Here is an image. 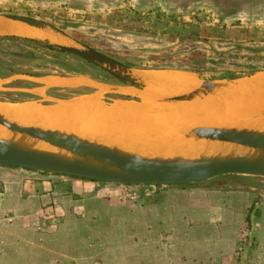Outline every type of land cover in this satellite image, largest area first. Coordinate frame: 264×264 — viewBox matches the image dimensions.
<instances>
[{
  "label": "rangeland",
  "instance_id": "1",
  "mask_svg": "<svg viewBox=\"0 0 264 264\" xmlns=\"http://www.w3.org/2000/svg\"><path fill=\"white\" fill-rule=\"evenodd\" d=\"M220 1L0 0V15L46 23L65 37L64 42L55 37L53 42L93 50L138 75L174 70L220 81L263 72L264 40L239 39L250 29L249 22L234 18L239 14L235 5L242 0ZM18 53L32 57L15 58ZM0 64L45 76L86 79L102 89L139 88L56 49L0 43ZM6 75L0 69V77ZM37 82L20 75L0 78V102L49 104L55 97L92 91L87 86L44 89L37 96ZM102 100L131 98L107 93ZM240 178L168 187L98 182L96 189L78 195L66 190L59 202L37 213L18 217L5 211L0 214V264H264V235L248 219L255 203L264 201V179ZM252 188L248 205L234 197L227 214L213 215L208 222L200 191L235 196L240 189Z\"/></svg>",
  "mask_w": 264,
  "mask_h": 264
},
{
  "label": "bare ground",
  "instance_id": "2",
  "mask_svg": "<svg viewBox=\"0 0 264 264\" xmlns=\"http://www.w3.org/2000/svg\"><path fill=\"white\" fill-rule=\"evenodd\" d=\"M7 22L1 24V34L28 39H51V42L56 38L62 41L54 35L43 33L27 25ZM146 77L160 95L180 92L198 83L196 76L189 72L150 73ZM252 82L251 85L246 86L248 88L244 93L235 95L234 100L231 102L225 100L224 107L206 103H197L199 105L191 107H186L189 105L186 104L185 107L181 106L182 108L158 109H150V106L144 103L142 107L121 103L107 107L97 97H87L74 101H60L54 106H46L37 101L0 103V115L19 126L72 134L143 158L178 157L191 160L200 157L250 156L248 151L238 147L187 139L184 134L202 126L229 128L233 126L264 132V118L243 121L246 116L256 115L264 109V74ZM78 83V80H67L51 84L76 86ZM153 98H155L153 95L148 94L145 96V102ZM221 104L223 105V103L219 105ZM0 141L17 144L30 150L67 155L43 142L12 133L1 125Z\"/></svg>",
  "mask_w": 264,
  "mask_h": 264
},
{
  "label": "water",
  "instance_id": "3",
  "mask_svg": "<svg viewBox=\"0 0 264 264\" xmlns=\"http://www.w3.org/2000/svg\"><path fill=\"white\" fill-rule=\"evenodd\" d=\"M19 24L65 37L52 26L20 16H3ZM54 49L81 58L98 68L138 87L146 84L140 75L93 50L59 45L45 40ZM242 78V77H240ZM238 79V78H236ZM233 80L204 81L190 94L168 98L161 104L190 103L216 91L233 86ZM264 117V114L262 115ZM0 125L8 131L56 148L65 155L26 149L0 141V166L102 182L115 186H181L212 181L227 176L264 179V132L248 128H197L185 134L187 139L226 144L248 151L250 156L200 157L197 159L143 158L93 141L59 131L24 127L0 115Z\"/></svg>",
  "mask_w": 264,
  "mask_h": 264
},
{
  "label": "crops",
  "instance_id": "4",
  "mask_svg": "<svg viewBox=\"0 0 264 264\" xmlns=\"http://www.w3.org/2000/svg\"><path fill=\"white\" fill-rule=\"evenodd\" d=\"M94 1L99 2L100 0H94ZM230 1L232 3L236 2L235 0H230ZM217 2L220 3L221 1L217 0ZM235 7L236 8H234V11H238L239 14L235 15L234 18H238L237 20H240L242 24H244V22H242L243 20L244 21L246 20L247 22L250 23L248 26L250 28L248 30L249 31L248 36L245 38H243V36H240L239 39L240 40L251 39V40H257V41L264 40V0H242L240 1V3L238 4L236 3ZM3 16L4 15H0V28L2 27L1 24L6 23L7 21H8L7 23L15 24L14 22H11L3 18ZM3 20H5L6 22ZM238 29L241 32L243 28L238 27ZM0 37L23 38V37L12 36V35H4V34H1V31H0ZM29 39H32V38H29ZM163 72H184V71H174V70L144 71L140 74V77L144 80L146 86L139 87V88L127 87V86L122 87V86L117 85L112 88L107 87L105 89H102L96 83H92L91 81H88L86 79L78 80L77 78H65V77H60V76H42V77H37V78H29V77L28 78L38 81L37 82L38 86L33 88V91L36 93L37 96H41L42 90L44 89L73 90V89H76L82 86H85V87L87 86V87L92 88L91 93L78 95L72 98L64 99V98L55 97L53 98V102L49 104L43 103L46 106H54L60 101H74V100H79V99L87 98V97L88 98L97 97L99 101L102 104L106 105L107 107H113L117 105L118 103H121L123 105H131L134 107H138V106L142 107L143 106L142 104L144 103V105L150 106L149 107L150 109L151 108L158 109V108H182V107H185L186 104H189V105H186V107H191V106L199 105L197 103L216 104L220 107H224L225 100L228 99L227 101L231 102L232 100L236 98L235 95H240L244 93L248 88L246 86L251 85L253 83L252 82L253 80H255L261 74H264V71H263V72L255 73L249 77H242V78L235 79L233 80V86H231L230 88L216 91L214 94H211L206 97H202L190 103L168 105V104H161L160 102L168 98H174V97L190 94L200 89L202 87L204 80L200 76L198 77L197 76L198 74L189 72V73L194 74L196 78L198 79V83L194 87L187 88L180 92L165 93L168 95H160V93L157 92V90L150 83L146 75L150 73H163ZM67 80H78L79 83L76 86H66V85L59 86V85L51 84L56 81H67ZM200 82H201V85L199 86ZM197 86L199 87L196 88ZM107 93H113L119 96H128L131 98V100L125 101V102L113 101L111 103H106L102 99L104 95ZM148 94L151 96L153 95V97L155 98L151 99V101L149 100L145 102L146 101L145 96ZM28 102H32V101H28ZM219 102L223 103V105L222 104L219 105L220 104ZM12 104H17V103H12ZM160 106H163V107H160ZM263 114H264V109L261 112L257 113L256 115L254 114V115L246 116L243 121L248 122L249 119L251 121H255L256 119L264 118L262 117ZM218 127L224 128L227 126H221V127L220 126H217V127L202 126V127H196L193 129L218 128ZM230 128H236V127L232 126ZM240 179H256V178L241 177ZM97 187H98V182H91L89 180L69 178V177L58 176V175L41 174V173L32 172L28 170H21V169L6 167V166H0V214H5L6 213L5 211L12 210L15 212V216L23 217L28 214L37 213L41 210L50 208L52 204L60 201L61 196H63L66 190L70 189L73 194L78 195L83 192L92 191L96 189ZM254 191L255 190L253 188L250 190L240 189L238 192L234 193L235 196H231L232 194L226 191H219V190H212V189H204L200 191L199 193L202 196V198H204V201L206 203L205 208H206V213H207L206 214L207 220L209 218L211 219V216L213 215H220L222 217L223 214L224 215L227 214V212H229V208L231 207L229 204L230 200L234 199V197L235 199H239L241 203L247 204L248 203L247 197L252 196L253 195L252 192ZM255 205L256 206L254 208L253 214L250 217L248 216L247 217L248 219H250V223L252 227L254 228V230L255 231L258 230L260 232V236H263L264 235V201H262L260 205L259 204L257 205V203H255ZM259 210L261 212H259ZM240 264H244V263H240Z\"/></svg>",
  "mask_w": 264,
  "mask_h": 264
},
{
  "label": "trees",
  "instance_id": "5",
  "mask_svg": "<svg viewBox=\"0 0 264 264\" xmlns=\"http://www.w3.org/2000/svg\"><path fill=\"white\" fill-rule=\"evenodd\" d=\"M0 43H14V44L18 43V44H23L24 46H27L28 48H45L49 50H54L52 46L46 44L45 42H40L37 40L26 39V38L0 37ZM13 56L15 58H21V59H27V58L32 57L30 53H18V54H14ZM0 69L7 72L6 77H0L1 79H5V78L15 76V75H20V76L29 77V78H37V77L45 76L39 73H30V72H25V71L14 70L13 68L3 67L2 64H0ZM155 70H158V69H155ZM91 182H95V181H91Z\"/></svg>",
  "mask_w": 264,
  "mask_h": 264
}]
</instances>
